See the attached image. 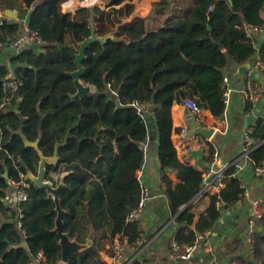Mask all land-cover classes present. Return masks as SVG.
Returning <instances> with one entry per match:
<instances>
[{
    "label": "trees",
    "instance_id": "1",
    "mask_svg": "<svg viewBox=\"0 0 264 264\" xmlns=\"http://www.w3.org/2000/svg\"><path fill=\"white\" fill-rule=\"evenodd\" d=\"M64 1L22 0L24 6H17L16 0H0L4 11L26 14L28 26L45 41L38 51L21 47L9 63L0 62V103L9 71L13 69L22 81L16 96L0 109V264H30L39 253L47 264H61L54 197L29 177L37 175L42 156L58 157L47 163L45 181L54 187L63 181L59 198L64 231L82 244L93 237L90 248L64 264H107L102 252L108 256L113 252L111 246L105 247L107 242L112 244L119 236L121 242L134 244L142 237L140 220L127 218L142 195L137 171L145 161L142 145L149 134L145 113L150 103L159 135L162 180L176 222L174 240L199 245L198 234L214 225L221 209L243 198L244 183L237 163L225 168L224 187L209 193L210 206L194 228L193 208L204 184L203 171L178 157L171 108L192 97L219 121L224 119L228 57L242 63L259 55L264 61V42L258 45L247 32L264 25V0L156 3L154 12L162 18L151 16L124 31L119 24L129 16L131 4L63 12ZM125 1L108 0L107 5ZM100 5L106 7L104 1ZM93 26L99 36L115 37L86 49L82 80L93 91L73 98L77 88L69 72L76 70L79 44L91 35ZM19 31V21L1 20L0 46L6 47ZM135 103L144 104V109L139 112ZM253 107L248 100L246 109ZM252 128L248 158L256 168L264 164V115ZM207 144L211 161L215 148L211 141ZM170 172L176 174V182ZM14 188L28 196L19 205L21 216L17 205L7 201ZM259 223L264 224V215ZM253 247V262L264 264L263 231H254Z\"/></svg>",
    "mask_w": 264,
    "mask_h": 264
},
{
    "label": "crops",
    "instance_id": "2",
    "mask_svg": "<svg viewBox=\"0 0 264 264\" xmlns=\"http://www.w3.org/2000/svg\"><path fill=\"white\" fill-rule=\"evenodd\" d=\"M102 1L105 2L106 7L100 5ZM107 1L98 0V7L110 10L120 9L121 7H125L126 4L132 5L129 16L119 24L120 30L124 31L130 24L142 20H151V16H154L152 19L156 17L162 18V16L154 12L155 4L169 2L170 0H126L120 5L111 6L107 5ZM16 2L17 6H24L22 0H16ZM62 7L64 12L66 9L63 4ZM77 9L79 8L70 11L75 12ZM261 15L264 21V7ZM1 20L12 22L15 19L6 16L5 11L0 6ZM17 20L21 22V30L25 26H28L26 14L22 18L18 17ZM253 28L249 27L247 29L248 35L258 45H261L264 42V32H258ZM0 47L3 49L0 51V62L9 63V58L13 52L6 47ZM255 57L257 55H252L242 63H238L234 58L228 57V64L224 69V77L229 78L228 86L231 92L230 101L226 105L224 119L219 121V119L212 115L209 109H205L204 111L202 123L209 127L213 125H217L218 127L213 138L210 140L215 148L214 158L211 161L208 159L209 147L207 146V141L209 140L197 134L189 133L190 125L195 121L192 112L183 103H174L171 108L173 118L172 139L177 148V154L180 160L186 161L202 170L203 175L210 169L223 168L232 163H237V174L244 183L243 188L245 193L243 198L231 207L221 209L219 218L215 221L214 225L198 234L197 240L199 245L192 259L180 260L171 258L169 255V246L175 238L176 222L172 216L168 197L165 192V185L162 180V169L158 154L159 135L157 129H148V141L146 140L144 143L147 145L145 161L141 169L137 171V176L143 189L149 191V199L140 218L144 243L142 246L131 244V247L125 251L120 261L117 259L114 260L115 254L109 251L108 254L112 255L109 256L111 261L103 257L107 264H135L137 262L142 264H196L197 262L206 264H227L229 262L234 264H257L253 262L256 260V257L255 251L252 252L251 249L250 219L254 213L255 201L257 200H261L259 207L262 211V217L264 215V173L261 175L257 174L250 159L243 155V147L246 142L245 131L249 127H253L258 119L264 115V94L259 99L254 100L255 102L253 101L254 107L252 110L248 111L246 109L247 101L250 100L248 89L252 78L250 75ZM150 115L154 119L156 118L154 104L152 103L148 104L145 113L146 117ZM189 145L193 146L191 150L188 148ZM169 176L174 182L178 180L174 172H170ZM55 179H58L57 175H55ZM16 190L17 188H14L11 195ZM219 191L220 188L214 185L209 189L208 194L205 193L195 200L193 208L195 214L194 228L195 222L199 220L200 215L206 213L210 206L211 197L209 193L214 194ZM263 225L259 223L256 230L264 232ZM118 241H120V238L116 236L113 243L110 244L107 242L105 247L110 250V246ZM205 242L211 247L208 252L204 250ZM92 243L93 237L90 236L83 244L88 249ZM23 246L27 247L26 240H23ZM106 253L102 252V256ZM30 262V264H43L38 257L32 258ZM60 263L64 264L62 257ZM259 264L263 263L260 262Z\"/></svg>",
    "mask_w": 264,
    "mask_h": 264
},
{
    "label": "built area",
    "instance_id": "3",
    "mask_svg": "<svg viewBox=\"0 0 264 264\" xmlns=\"http://www.w3.org/2000/svg\"><path fill=\"white\" fill-rule=\"evenodd\" d=\"M98 0H65L63 2V6H65L64 12L74 10L75 8H81V7H87L90 9L98 7ZM63 8V7H62ZM253 29L257 30L258 32H264V25L261 26H255ZM45 44V41L43 38L38 34L37 31L31 29L29 26H25L21 32H19L14 39L11 41L9 45V49L13 50L15 53H18L19 48L21 47H34L36 51L40 50L42 46ZM255 75V77H254ZM251 82H250V87L248 89V96L251 101L259 99L261 96L264 94V84H263V79H264V61L259 57H255L254 64L252 66V73L251 75ZM261 78V79H260ZM229 83V78L224 77V101L227 105L230 101V92L231 89L228 86ZM22 85V81L17 79L15 77L14 70H10L8 75L6 76V81L4 82V89L6 92L5 98L0 103V109L4 107L8 102H11L12 99L15 97L16 92L18 88ZM255 102V101H254ZM134 106L138 109L139 112L144 109V104L140 103H135ZM184 106L189 109L195 121L201 122L202 123V116H204V111L205 108H203L195 98H188L184 102ZM222 121V120H221ZM203 124V123H202ZM207 126V125H206ZM212 127H215L217 130L218 127L217 125H213ZM253 128L249 127L245 131V137H246V142L243 147V155L244 157L248 158V153L251 150L250 144L252 142V139L250 137V134L252 133ZM148 141V139L146 138ZM145 140V141H146ZM145 143V142H144ZM143 143V144H144ZM142 148L144 152L147 150V145H142ZM189 150L193 148L192 145H189ZM214 163V161H213ZM226 167L223 168H216V169H210L209 171L205 172L203 177V187L201 188L198 197H201L205 193L209 191V189L212 186H217L220 189L224 187V170ZM255 171L257 174L261 175L264 173V164L258 166L255 168ZM197 197V198H198ZM28 196L24 193L23 190H17L13 195H8L7 196V201L10 204H16L17 208L19 209L20 216L22 215V210L20 208V203L22 201L27 200ZM149 199V191L147 189L142 190V195L141 199L139 201L138 206L132 210L129 215L127 220L129 222H134L135 220H140L142 213L147 205ZM260 202L261 200L255 201V210L254 213L252 214V217L250 219V237H251V249L252 252L255 251L253 247V234L254 231L257 228V220L262 217V211L260 209ZM19 226H21V222H19ZM144 243L143 237H139L137 241H135V245H141ZM131 244L127 242L125 239L124 242L118 241L111 245V248L113 250L114 255V260L117 259L118 261L121 260V258L124 256V253L127 249H129ZM198 248V245H193V246H188V245H180L178 244L175 240H173L169 246V255L173 259H180V260H189L192 259L195 255V252ZM211 247L207 245V242L204 243V250L205 251H210ZM38 258L41 259L43 264H47L45 257L43 256L42 253L38 254ZM121 264V263H120ZM135 264H142L140 262H137ZM196 264H206L203 262H197ZM227 264H234L232 262H229Z\"/></svg>",
    "mask_w": 264,
    "mask_h": 264
},
{
    "label": "water",
    "instance_id": "4",
    "mask_svg": "<svg viewBox=\"0 0 264 264\" xmlns=\"http://www.w3.org/2000/svg\"><path fill=\"white\" fill-rule=\"evenodd\" d=\"M5 15L17 19L18 13L15 10L7 9L5 10ZM115 34L111 33L106 36H99L96 32L95 27H92V33L90 36L86 37L80 44L78 53L75 55V64L76 70L69 72V74L73 77L74 84L77 88V92L73 95V98H82L87 96L88 94L92 93L93 87L87 83H85L82 78L85 72V67L83 65V60L86 57V49L90 46L91 43L96 41H100L101 43H105L109 38H114ZM18 111V109H16ZM145 122L147 128L149 130L157 129V124L152 115L145 117ZM193 134H197L199 136L205 137L207 140H211L216 133L215 127H209L203 125L201 122L193 121L190 125V132ZM57 155L52 157H41V161L39 163V170L37 175H29V177L34 180L39 186L47 188L48 191L53 195L54 201L56 203V209L58 212L56 218V228L59 237H60V245H61V256L62 261L67 262L70 258L76 254L77 252L86 248L85 244L79 243L76 239H72L67 232L64 231V224H63V215L64 210L60 205V198L59 192L61 186L63 185V181L57 186L54 187L52 181H45V174H46V165L47 163H54L57 160ZM108 261H111V258L106 254H103Z\"/></svg>",
    "mask_w": 264,
    "mask_h": 264
},
{
    "label": "clouds",
    "instance_id": "5",
    "mask_svg": "<svg viewBox=\"0 0 264 264\" xmlns=\"http://www.w3.org/2000/svg\"><path fill=\"white\" fill-rule=\"evenodd\" d=\"M13 10V9H12ZM16 11V10H15ZM18 13V12H17ZM18 17H19V14H18ZM22 18V17H21ZM15 20H17V19H15ZM18 21V20H17ZM20 22V21H19ZM22 30H21V22H20V31L19 32H21ZM11 43V42H10ZM10 43L6 46V48L7 49H9V45H10ZM20 49V48H19ZM10 51H12L13 52V54H15V52L13 51V50H10ZM18 52H19V50H18ZM12 54V55H13ZM16 96V95H15ZM184 104V103H183ZM204 125V124H203ZM210 141V140H209ZM11 195V194H10Z\"/></svg>",
    "mask_w": 264,
    "mask_h": 264
}]
</instances>
